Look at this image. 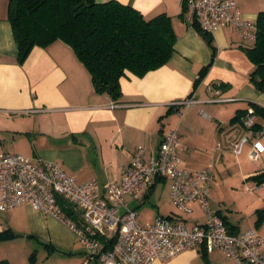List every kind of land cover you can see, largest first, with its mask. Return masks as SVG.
<instances>
[{
	"label": "crops",
	"instance_id": "obj_1",
	"mask_svg": "<svg viewBox=\"0 0 264 264\" xmlns=\"http://www.w3.org/2000/svg\"><path fill=\"white\" fill-rule=\"evenodd\" d=\"M115 1L134 7L147 20L162 14L170 16L177 36L175 52L166 65L144 76L126 72L120 80L122 97L117 101L96 92L90 73L64 41L35 47L20 64L8 18L10 0H0V153L21 154L32 161H55L79 183L96 181L103 187L122 179L140 149L145 159L157 157L165 136L178 130L181 167L213 169L212 208L215 189L250 181L264 172V151L258 161L249 158L256 142L264 148V134L250 137L240 156L231 145V133L241 127L231 123L237 112L248 111L253 105L264 108V93L250 82L255 67L244 50L249 46L236 30H217L213 34L216 57L196 88L200 72L212 62V51L198 30L181 18L183 0ZM236 1L251 21H257L264 12V0ZM190 99L197 103L189 107L176 104ZM177 116L180 123L175 127L172 123ZM197 116L202 124L193 132L190 126ZM257 123L258 131L264 132V118L257 117ZM252 163L258 166L253 169L249 166ZM161 185H169L166 199L157 196ZM154 199L155 204L151 202ZM167 200L172 204L170 181L162 178L143 198L126 197L128 206L138 211L141 223H151L158 217L188 225L205 222L197 203L192 204L189 219L183 214H164L162 207ZM149 204L157 212L146 218L143 214L150 211ZM224 217L238 232L255 230L264 236V223L260 230H242ZM0 235V261L10 264H25L21 258L26 251H34L32 264H82L85 258L73 231L29 206L0 213ZM207 259L209 264H232L220 252H207ZM155 264L206 262L202 250H189L168 263Z\"/></svg>",
	"mask_w": 264,
	"mask_h": 264
},
{
	"label": "built area",
	"instance_id": "obj_2",
	"mask_svg": "<svg viewBox=\"0 0 264 264\" xmlns=\"http://www.w3.org/2000/svg\"><path fill=\"white\" fill-rule=\"evenodd\" d=\"M186 2L187 21H197L203 32L213 35L221 28L233 29L244 42H256L257 21L245 18L236 0ZM195 103L190 99L176 104L189 107ZM256 124L257 115L251 108L243 125L231 133L237 156L243 153L250 137L264 134L254 130ZM180 140L179 131L171 130L157 157L145 159L140 149L122 179L103 187L96 181L79 183L55 161H32L21 154L0 153V213L29 206L56 218L75 233L84 248L82 264L168 263L189 250L220 252L232 264H264V236L255 230H229L210 205L212 167L195 171L181 167L177 154ZM263 151L256 142L249 158L258 161ZM159 178L170 181V200L179 212L191 215L192 204L197 203L205 214V222L188 225L158 217L151 223H141L138 211L128 206L126 197L143 198ZM61 199L79 214L78 223L65 214ZM115 235V247L106 250L105 242Z\"/></svg>",
	"mask_w": 264,
	"mask_h": 264
},
{
	"label": "trees",
	"instance_id": "obj_3",
	"mask_svg": "<svg viewBox=\"0 0 264 264\" xmlns=\"http://www.w3.org/2000/svg\"><path fill=\"white\" fill-rule=\"evenodd\" d=\"M187 12L188 5L183 0L180 15L183 20H187ZM8 18L18 46L20 64L25 63L35 47L46 48L56 41H64L90 73L96 92L108 94L115 101L122 97L120 80L127 71L144 76L163 67L175 52L177 41L170 16L162 14L147 20L134 7L115 0L106 3L96 0H10ZM190 24L212 51V62L200 72L195 82L198 88L213 64L217 48L213 35L203 32L197 21ZM257 25L255 45L244 50L255 67L250 82L256 90L264 93V12L260 13ZM253 107L257 117L264 118V108ZM247 113L238 111L231 123L242 126ZM259 129L257 123L254 130ZM251 179L259 186L263 185L264 172ZM60 203L65 214L78 223L80 216L73 207L62 199ZM256 215V224L260 227L264 223V207L258 209ZM221 217L231 232L239 233L226 217ZM117 241L118 235H115L105 242V249H113ZM202 254L209 264L207 252L202 250ZM0 264L10 263L3 260Z\"/></svg>",
	"mask_w": 264,
	"mask_h": 264
},
{
	"label": "rangeland",
	"instance_id": "obj_4",
	"mask_svg": "<svg viewBox=\"0 0 264 264\" xmlns=\"http://www.w3.org/2000/svg\"><path fill=\"white\" fill-rule=\"evenodd\" d=\"M246 45L252 47L255 45V43L247 42ZM177 117L178 118L175 120V122L172 123L175 127H177L180 123V116ZM200 124L202 123L200 122ZM200 124L199 117H195L190 126L192 127L191 129L193 132H195V130H199V127H201ZM249 166L254 169L256 168L254 166H258V164L252 163L249 164ZM168 186L169 185L159 186L157 190V196H164V199H166L168 195ZM213 199L215 200V204L212 205V208L216 209L215 211H218L220 214L223 213L232 222L236 223L237 226H239L242 230L251 228L260 230L261 227H258L256 224V211L264 207V185L259 186L255 180H250L247 182H235L234 184H225V186L221 187L220 189H215V191H213ZM156 201L157 200L154 199L151 202L155 204ZM165 204L166 206L162 207L164 214L182 215V213L175 209V207L172 206L168 200L165 202ZM147 209L150 211H147L145 214H143L146 218L150 217L152 213L155 214L157 212V208L152 207L150 204L147 205ZM223 214H221V216L224 217ZM182 216H188V219L191 218V216L186 214ZM33 253L34 251H26L24 256L21 258L22 262L25 261V264H32L30 258L32 257Z\"/></svg>",
	"mask_w": 264,
	"mask_h": 264
}]
</instances>
